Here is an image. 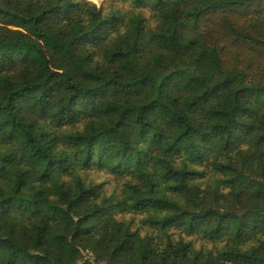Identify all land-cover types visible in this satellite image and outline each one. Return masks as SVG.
<instances>
[{"label":"trees","instance_id":"1","mask_svg":"<svg viewBox=\"0 0 264 264\" xmlns=\"http://www.w3.org/2000/svg\"><path fill=\"white\" fill-rule=\"evenodd\" d=\"M0 264H264V0H0Z\"/></svg>","mask_w":264,"mask_h":264},{"label":"rangeland","instance_id":"2","mask_svg":"<svg viewBox=\"0 0 264 264\" xmlns=\"http://www.w3.org/2000/svg\"><path fill=\"white\" fill-rule=\"evenodd\" d=\"M91 1L99 5L103 0H91ZM177 68L184 69L185 67L181 63H177V62L160 64L156 68V76H155L156 82L158 83L165 74ZM88 177L93 179L94 181H106L105 185H107L106 188L108 190H112L119 183L118 181L107 176L105 173L98 172L96 170H90L88 172Z\"/></svg>","mask_w":264,"mask_h":264}]
</instances>
